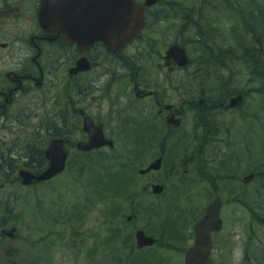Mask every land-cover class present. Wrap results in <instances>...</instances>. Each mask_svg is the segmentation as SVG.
Returning <instances> with one entry per match:
<instances>
[{"label":"flooded vegetation","instance_id":"af4514ba","mask_svg":"<svg viewBox=\"0 0 264 264\" xmlns=\"http://www.w3.org/2000/svg\"><path fill=\"white\" fill-rule=\"evenodd\" d=\"M41 1L0 0V123L11 125L25 114H33L38 125L34 126L32 136L23 134L22 138L14 139V133L11 134L14 142L9 146H15L13 150L2 142L8 137L0 136V146L4 147L0 157H17L16 147L23 140L35 141L42 135L46 136L43 141L64 139L68 157L71 156L66 173L73 157L84 160L72 153L78 144L90 140L84 130L85 121H90L105 140L113 143V149L103 147L91 153L101 159L106 155L115 166L119 160L128 163L127 157L117 160L115 152L120 145L125 146L123 151H132V140L142 139L148 148L138 159L132 158L133 162L139 163L146 157L148 166L162 157V170L169 161L165 179L174 181L179 195L184 185L189 187L188 191L193 188V201L197 204L191 213L192 222L189 212L184 209L179 212L177 235L168 237L165 232H158L161 238H156L158 243L151 248L155 251H138L130 238L133 232L126 234L127 244L119 243L120 238L113 232H71L69 237L66 232H43V236L42 232H36L32 263L179 264V258L183 263L184 254L179 253L177 245L183 242L185 232H191L193 243L195 226L215 201L220 203L222 220L218 232H223V214L228 203L223 193L228 188L229 202L244 213L248 212L247 188L255 185L259 196L264 192V10L259 6V35L248 36L244 25L240 31L235 26L234 41L240 45L232 42L228 51L220 53L221 48L206 50V47L215 45L216 37L222 42L233 34L231 9L237 8L231 0H177L166 4L165 0H158L152 8L144 9V24L136 37L111 52L105 47L106 42L119 39L113 28L103 27L104 9L112 11L107 18L115 16L111 0H67L70 8L81 10V27L76 29L84 35L73 39L66 32V40L61 34L40 27ZM133 1L138 6L145 2ZM162 6L166 10H161ZM221 21L228 22L226 27ZM237 24H246L242 16ZM65 27H75V22L70 20ZM157 27L167 30L159 31ZM169 32L172 39L167 42ZM89 40L90 46L83 45ZM190 40L195 41V59L186 51L191 46ZM184 44L188 65L180 68L167 57V52L173 45ZM249 44H255L254 50L257 49L251 54L256 60L253 64L244 62ZM217 54L218 62L214 61ZM202 57L208 58L211 68L197 67ZM231 57L243 60L240 63L243 69L233 70ZM222 59L226 61L224 65ZM235 99L238 101L232 104ZM169 120L179 123L178 126L169 124ZM184 150L187 154L191 152L190 164L180 157ZM89 168L98 170L95 166ZM121 169L124 174L132 171L131 166ZM160 172L143 176L152 177L143 184L144 188L153 184L164 188L165 195L152 197L155 200L164 199L168 189ZM113 173L118 178L117 168ZM188 175L193 178L186 181ZM94 204L103 205L102 198H97ZM96 214L102 215L98 209ZM1 233L0 242L6 239ZM106 236H110L111 245L103 244ZM58 254L62 255L59 259L55 257ZM210 262L211 258L205 264Z\"/></svg>","mask_w":264,"mask_h":264},{"label":"rangeland","instance_id":"374dc122","mask_svg":"<svg viewBox=\"0 0 264 264\" xmlns=\"http://www.w3.org/2000/svg\"><path fill=\"white\" fill-rule=\"evenodd\" d=\"M171 1L176 2L177 0H165L164 4ZM186 5L188 6L189 3L186 2ZM242 8L247 10L249 7L245 3L242 4ZM161 10H166V8L162 6ZM259 12L260 10L256 9L253 15H246L245 20L248 22V24L246 23L238 25V19L235 16H232V22L230 21V26L233 28L236 24L239 31L243 25L248 27V29H251V24L259 27V25L261 26V22L257 18L259 17L257 16ZM221 23L223 24V28L228 24V22L225 23L224 21H221ZM249 24L250 26H248ZM157 30H162L165 32L167 29H161V27H157ZM244 32L245 31H243L242 35H246ZM170 36L171 32H169L167 34V38H165L167 42L171 41L172 37ZM187 49L186 51L188 52L190 58L195 59L197 50L196 47L192 45ZM232 69L238 72L240 69H243V67L241 65H236ZM36 120L37 118L33 114H25L21 117L19 121L20 124L19 122H14V124L8 125L5 124L4 121L1 122L0 129L2 126L7 125L2 130V132H0L1 137H4L5 135L8 137L7 140L5 139L6 141L2 140L3 144H6V148L13 150L15 147L9 146V144L14 142V140L10 137V135L13 133L14 139L18 137L22 138L23 134L32 136L34 126H38L37 123H34ZM43 137L46 136L42 135L40 138H35L36 143L43 142ZM135 139L137 140V138ZM25 141L26 140H23L21 144H18L16 147L17 151L15 150V152H17V157L8 155L3 158L0 157V160L6 164L8 160H12L13 163L16 161L17 163L12 165L15 167V169H18L21 167L18 162H26L28 156L34 158L36 156L35 153L31 152L25 146ZM142 142L144 141H139L138 143ZM124 147L125 146L120 145V149L115 152L114 155H117V160H119V156L121 157L124 155ZM3 148V146H0V150ZM180 157H182L183 161L187 159L189 164L192 160L191 152L187 154L186 150L180 153ZM146 160L147 158L145 157L138 162L142 165V167H145L147 165ZM3 162L0 161V164H3ZM85 162V160H79L76 157H73L72 163L63 176L49 184L47 183L46 185L32 188L30 190H19L16 188V185H14V187H12V185H8L9 187L5 190L3 196L7 197V195H9L11 198L16 199L17 202L12 206V217H9L3 210H0V219L5 220L7 227H15L18 233L16 239L13 242H0V264H6L5 261H8V259L15 261L17 264H33L32 258L34 257V251L32 246L34 244L33 240L35 235L37 234L36 232H42L41 236L44 235L43 232H66L68 237L74 229L77 232H110V229L112 228L110 222L104 219L106 218V212L104 213V218L102 216V226L98 228V225H96L97 215L95 212H91V204L87 207H83L84 203L86 202L84 196H91L89 193L83 190L84 179H79L75 174V171ZM118 164L120 165L121 162ZM169 164L170 163L168 161L160 172L164 178V182L168 187L166 197L161 200H153L144 197V202H136L138 204V215L136 219H133L129 224H127L125 223V218L127 215H124L125 218L123 217V219L120 220V224L114 228L115 231L124 232L121 233V238L127 233L130 234V232H134L137 228L144 229L147 222L149 223V226L147 227L149 233L159 239L161 236L158 237L160 234L157 232H165L168 237L173 236V234L170 235L169 232H179V219L176 222L174 220L175 224L161 226L160 221L149 218L151 207H159L163 213H166L168 209L171 208L169 212L171 217H179V212H182V209H184V212H189L191 222L194 220V218L191 217L194 205L197 204L196 201H193L194 190L191 188V190L188 191L189 187L184 185L183 193L182 195H179V187L174 184V181L165 179ZM124 176L127 178L130 177L129 174H124ZM191 177L193 178V175H188L185 177V180H190ZM12 178L13 175L9 179ZM134 179V188H141L143 184L150 182L152 177H135ZM113 189L115 193L119 192V188ZM228 190L229 188L223 193L224 198L228 200L227 207H225L223 214L225 219V227L223 232L213 236V253L210 264H243L242 258L244 251L247 248L249 249L248 255L251 264H264V192H262L263 194L259 198L257 197L255 185H250L247 188V205L249 209L253 211L252 217L249 212L244 213L242 208H239V206L229 202L230 196L228 194ZM168 197H173V199L168 201ZM92 199L94 201L95 197L92 196ZM115 203L118 205L119 200H115ZM75 206H79L76 208L78 211L79 208H81L83 213L82 219L78 224H73V215L74 213H77V209L74 211ZM95 208L100 210L102 214L103 205L95 206ZM104 208L107 211L110 207L107 205L104 206ZM198 216L199 214L196 216V218H198ZM255 216H260L263 218V220L261 221L259 219L260 221L258 222L256 219H254ZM113 223H116V221H113ZM190 234L191 232H185L183 242H179V245H177L180 254H184L187 248L192 245V238L190 237ZM110 236H106V238L103 239L104 245H111L109 242ZM151 250L155 251L156 249ZM66 254L68 257L69 253L66 252ZM61 256V254H58V256L55 257L59 259ZM4 257H6V259ZM179 261V264H182V258H179Z\"/></svg>","mask_w":264,"mask_h":264},{"label":"water","instance_id":"95a60500","mask_svg":"<svg viewBox=\"0 0 264 264\" xmlns=\"http://www.w3.org/2000/svg\"><path fill=\"white\" fill-rule=\"evenodd\" d=\"M157 0H146L145 6L150 7L155 4ZM50 0H43L42 7L39 14L40 25L46 30L53 29V25L56 29L55 31H60L63 37L64 31L67 29L65 27L68 21H74L75 24L81 17V10L77 8H70L69 1L64 0V2L56 3L54 5L55 13L57 15L56 21H61L57 23L58 25L52 24L51 21V10L49 8ZM112 7V6H111ZM114 17L111 16L112 11L110 9L103 10V20L112 25L110 21H113V28L117 30L119 39L113 43L105 44L107 49L121 48L127 42L131 41L135 35L140 30L143 19H142V6H136L132 0H116V5H114ZM105 27V26H104ZM58 29V30H57ZM168 55L171 56L174 61L180 66L184 67L187 65V58L184 51L178 47L170 48ZM168 123H173L178 126L179 123L168 121ZM84 130L89 133L90 140L86 144H78L77 149L81 152H89L92 149H97L103 146L112 147L111 142L105 141L100 129L93 127L90 121H85ZM95 132L97 135L92 136ZM64 141L55 140L51 141L48 148L45 151V157L48 160V168L39 175H33L26 171H20L18 173L20 182L23 186H29L34 182H44L55 175L60 174L65 166V161L67 154L63 151ZM161 168V159H158L151 163L149 167L141 171L140 174H146L150 171H159ZM163 192L161 186H152V193L154 195H160ZM220 203L215 201L206 210V215L204 219L195 226V243L194 247L188 250L185 256L184 264H203L209 257L211 250V239L209 231H219L218 226L220 224L218 213H219ZM129 220V219H128ZM10 232H14L11 230ZM11 237V234H8ZM136 245L138 249L144 247H151L154 245L155 240L153 238L147 237L143 231H138L136 233ZM204 249V251H202ZM13 264V263H12Z\"/></svg>","mask_w":264,"mask_h":264},{"label":"trees","instance_id":"16d2710c","mask_svg":"<svg viewBox=\"0 0 264 264\" xmlns=\"http://www.w3.org/2000/svg\"><path fill=\"white\" fill-rule=\"evenodd\" d=\"M248 5V7H252V8H255V5L256 3L254 2V0H238V1H235V0H231V4L233 6H235L237 9V13H238V16L239 17H243L244 21L248 24V22L245 20L246 19V15L250 16V15H253L254 14V9L252 8H248L247 10H244V9H241L239 6H242V4H245ZM231 13H234L236 16V12L235 10H232L231 9ZM250 26V24L248 25ZM251 28L252 29H257V30H260V28H258L257 26L251 24ZM245 29L248 30V27H245ZM232 31L233 33L235 32V28H232ZM249 32V30H248ZM237 46L240 45L239 41L235 40L233 41ZM254 46H256L255 44H253L252 46H247L246 50H245V53L247 54V57L246 59L244 58V62L246 63H251L253 64L256 60L254 57L251 56V54H254L255 52H257V49L254 50ZM234 50H232L233 52ZM243 60H236V58H232L231 57V60H230V63H239V62H242ZM204 62H207V61H204ZM222 65H224V63H226L225 60H222L221 61ZM204 67V68H210L212 67L211 66V63L207 66V64H203L202 62L199 63V67ZM28 149L34 153V145L33 144H29L27 145ZM35 157L32 158L30 156L27 157V161L24 162L25 164L23 165L27 170H31L33 172H38L40 171L43 166H44V157L42 155V153H35ZM90 158V156H89ZM10 161L8 160L7 164L4 162L2 166H0V183L3 182V183H6V185H9L11 186V184H9L10 182H12V179H9L12 177V175L15 174V167L9 163ZM13 162V161H12ZM87 166V169L84 168ZM89 166H95V167H98V166H101L102 167V171H103V181L100 179V176H98L97 174H94L93 172V169H88ZM83 169L81 170H78L77 171V175L78 177H82L84 176V182H83V190L86 191L87 193H91L93 194L94 196L96 195V190L97 188L102 185L103 189L102 192L104 191V195H105V192L106 191H109L112 190V187L110 186L111 184L115 183L116 179L113 177L112 175V170L116 169V166L115 164H110L109 163V160H103L101 159L100 157L98 158H95L87 163H84L83 164ZM14 171V172H13ZM122 172L120 173V185L119 186H115V188H119V193L121 195H123V197L127 200V201H131L132 199V202H130V208L133 207V203H134V199L136 198V194L135 192L138 190L137 188H134V187H131L128 183H127V180L122 177ZM91 180H90V179ZM16 179H15V183H16ZM104 182V183H103ZM123 182V183H122ZM13 183V182H12ZM85 197V201L86 203L89 202V197H87L86 195L84 196ZM134 198V199H133ZM2 204V199L0 197V205ZM109 204V203H108ZM112 213L114 215H116L118 213V209H119V206H116V205H112ZM2 207L0 206V209ZM4 209V208H3ZM114 211H117V212H114ZM6 214H8V210L5 211ZM159 212L160 209L159 207L155 208V207H151L150 209V217H159ZM105 220H107V217L105 218ZM113 220L114 218L112 216L109 217V221H110V225H111V229L110 231L111 232H114V225H113Z\"/></svg>","mask_w":264,"mask_h":264},{"label":"bare ground","instance_id":"6f19581e","mask_svg":"<svg viewBox=\"0 0 264 264\" xmlns=\"http://www.w3.org/2000/svg\"><path fill=\"white\" fill-rule=\"evenodd\" d=\"M220 27H222V25L220 26ZM218 30L220 31V32H222L223 31V29L222 28H218ZM235 36H236V33L234 32L232 35H230V36H228V37H225L223 40H222V42H220V41H218L217 39V37L215 38V45H212V46H207L206 47V50H210V49H216V48H221V51H220V53H223V52H225V51H228V46L230 45L231 47H232V42L234 41V39H235ZM263 36H264V33H263ZM191 46L195 43V41L194 40H190L189 42H188ZM219 53V54H220ZM222 60H224V59H222ZM221 60V61H222ZM204 61H207V62H204ZM214 61H216V62H218V61H220V55H218L217 54V56L216 57H214ZM200 62H202L204 65L205 64H207V66L210 64V61L208 60V58H204V57H202L201 58V61ZM197 67H199V65H197ZM199 68H204V67H199ZM211 68V67H210ZM204 69H206V68H204ZM34 153H42V155H43V157H45V151H44V149H43V147H42V145L39 143V142H37L35 145H34Z\"/></svg>","mask_w":264,"mask_h":264}]
</instances>
